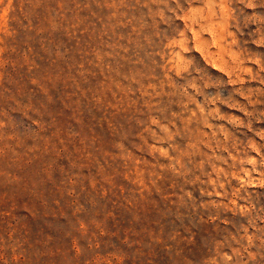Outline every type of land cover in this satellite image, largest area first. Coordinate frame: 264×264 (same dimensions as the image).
<instances>
[{
	"label": "rangeland",
	"instance_id": "1",
	"mask_svg": "<svg viewBox=\"0 0 264 264\" xmlns=\"http://www.w3.org/2000/svg\"><path fill=\"white\" fill-rule=\"evenodd\" d=\"M0 264H264V0H0Z\"/></svg>",
	"mask_w": 264,
	"mask_h": 264
}]
</instances>
